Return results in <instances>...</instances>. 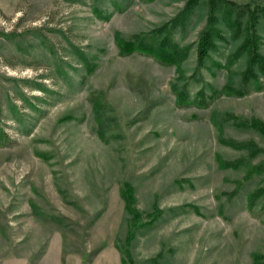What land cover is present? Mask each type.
<instances>
[{
  "label": "rangeland",
  "instance_id": "obj_1",
  "mask_svg": "<svg viewBox=\"0 0 264 264\" xmlns=\"http://www.w3.org/2000/svg\"><path fill=\"white\" fill-rule=\"evenodd\" d=\"M187 1L0 0V264H254L264 255V194L253 209L247 202L264 173L245 181L243 168L216 158L247 153L221 136L264 147L229 116L264 121V73L252 66L258 82L247 73V52L231 72L216 65L241 47L248 10L264 0H233L237 37L217 10L226 38L203 65L196 45L211 6L191 8L173 35L189 46L183 77L151 56H121L115 42L116 32L161 26ZM258 33L264 55V17ZM174 81L208 106H177ZM226 84L241 92L222 94ZM214 112L230 117L222 132ZM124 181L144 220L158 208L152 223L132 228Z\"/></svg>",
  "mask_w": 264,
  "mask_h": 264
},
{
  "label": "trees",
  "instance_id": "obj_2",
  "mask_svg": "<svg viewBox=\"0 0 264 264\" xmlns=\"http://www.w3.org/2000/svg\"><path fill=\"white\" fill-rule=\"evenodd\" d=\"M200 0H188L185 8L175 17L168 20L161 26L153 28L147 32L137 33L130 38H125L120 32L115 33V42L119 49L121 56H128L134 53L151 56L161 64H174L178 77H183L182 63L187 58L189 46L181 47L174 40V30L178 27H183L187 24V19L190 16L191 8L198 5ZM211 6V13L208 16L205 28L202 30L196 45L197 63L203 65L210 52L216 50L217 42L225 40V34L218 26L217 10L221 8V15L225 23L233 30L234 37L239 36L241 26L243 24L241 16L235 13L236 2L233 0H208ZM249 17L245 25V36L241 47L229 55L227 62L224 65L216 62L218 66H224L229 71L231 66L237 61L242 52H247L249 57V65L247 73L253 78L257 79L258 74L252 69V66L258 65L259 69L264 73V55L259 51L261 35L258 33V23L260 17H264V6L256 5L251 11L248 10ZM89 72L93 71L95 66L88 64ZM231 72V71H230ZM171 90L176 97L177 106H198L206 107L207 103L201 97L191 99L187 95L185 89L180 88L177 82H173ZM222 91V90H221ZM234 92H241L234 89L233 86L226 84L223 88L222 94H235ZM217 112H214L213 122L219 123L221 132L223 127L220 124L221 120H230L229 116L234 119L233 123L241 128L253 129L264 136V121L258 117H244L240 118L236 115H229L219 120ZM229 114V113H228ZM220 141L228 146L236 149H246L247 153L234 159H224L220 154L216 156L218 166L220 168H231L234 170L243 168L244 174L242 180H249L255 175L264 173V158L254 161L260 155L264 154V147L260 146L254 140L238 141L233 138L220 137ZM242 180L237 181V185L243 183ZM121 188V196L125 202L126 211L131 215L132 228L138 227L142 224L152 223L158 212L156 210L149 212L148 219L144 220L143 212L136 207L135 189L129 181H124ZM264 194V185L256 187L248 193V207L253 209L255 201ZM135 231L130 229L127 234V243L130 245L131 240L135 238ZM125 253L130 257V248H125ZM254 264H264L263 254H254ZM123 264H127V259L122 258Z\"/></svg>",
  "mask_w": 264,
  "mask_h": 264
}]
</instances>
